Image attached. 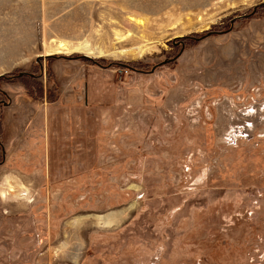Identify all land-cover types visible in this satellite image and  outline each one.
I'll return each instance as SVG.
<instances>
[{"label": "rangeland", "instance_id": "374dc122", "mask_svg": "<svg viewBox=\"0 0 264 264\" xmlns=\"http://www.w3.org/2000/svg\"><path fill=\"white\" fill-rule=\"evenodd\" d=\"M0 77V264H264V0H0Z\"/></svg>", "mask_w": 264, "mask_h": 264}, {"label": "trees", "instance_id": "16d2710c", "mask_svg": "<svg viewBox=\"0 0 264 264\" xmlns=\"http://www.w3.org/2000/svg\"><path fill=\"white\" fill-rule=\"evenodd\" d=\"M1 79V78H0ZM3 95H4V93H3ZM51 117V116H50ZM55 119V118H54ZM54 121V120H53ZM55 122V121H54ZM54 122H53V124H54ZM55 124H56V122H55ZM54 127V131L56 132V129H59V127L57 126V124H56V127L55 126H53ZM73 133H75V132H71V135H73ZM70 135V136H71ZM53 141H51V143H52V145H53V147L56 149V151L55 152H53L54 153V155L52 154V156H53V159L56 161V158H57V156H58V154H59V149H61L62 150V147H60L59 145H62L64 142H65V144L67 145V146H69V143L70 142H73V140H76L75 138H73V137H70L67 141H64V139H62V138H59L58 137V131H57V139L55 138V139H52ZM0 144H1V142H0ZM76 145H77V143H75ZM68 148V147H67Z\"/></svg>", "mask_w": 264, "mask_h": 264}, {"label": "bare ground", "instance_id": "6f19581e", "mask_svg": "<svg viewBox=\"0 0 264 264\" xmlns=\"http://www.w3.org/2000/svg\"><path fill=\"white\" fill-rule=\"evenodd\" d=\"M59 48L60 49H62V50H68V46L66 45V44H61L60 46H59ZM1 78V77H0ZM24 196V195H23Z\"/></svg>", "mask_w": 264, "mask_h": 264}, {"label": "water", "instance_id": "95a60500", "mask_svg": "<svg viewBox=\"0 0 264 264\" xmlns=\"http://www.w3.org/2000/svg\"><path fill=\"white\" fill-rule=\"evenodd\" d=\"M246 18V17H245ZM87 59H90V58H88V57H86Z\"/></svg>", "mask_w": 264, "mask_h": 264}]
</instances>
